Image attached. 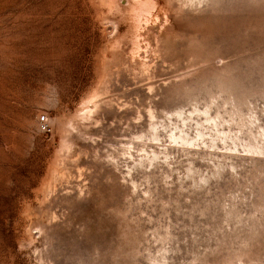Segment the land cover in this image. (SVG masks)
Wrapping results in <instances>:
<instances>
[{
	"label": "rangeland",
	"instance_id": "obj_1",
	"mask_svg": "<svg viewBox=\"0 0 264 264\" xmlns=\"http://www.w3.org/2000/svg\"><path fill=\"white\" fill-rule=\"evenodd\" d=\"M0 264H264V0H0Z\"/></svg>",
	"mask_w": 264,
	"mask_h": 264
},
{
	"label": "built area",
	"instance_id": "obj_2",
	"mask_svg": "<svg viewBox=\"0 0 264 264\" xmlns=\"http://www.w3.org/2000/svg\"><path fill=\"white\" fill-rule=\"evenodd\" d=\"M39 126L41 128V130L43 131H48V122H47V118L44 115H41L39 117Z\"/></svg>",
	"mask_w": 264,
	"mask_h": 264
}]
</instances>
